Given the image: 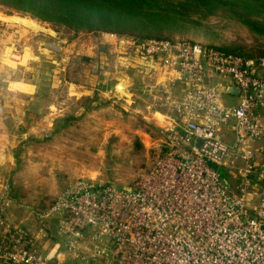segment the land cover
<instances>
[{"label":"built area","instance_id":"1","mask_svg":"<svg viewBox=\"0 0 264 264\" xmlns=\"http://www.w3.org/2000/svg\"><path fill=\"white\" fill-rule=\"evenodd\" d=\"M131 45L137 64L162 76L164 151L126 190L78 178L44 212L19 204L35 226L10 218L0 193V262L264 264V191L247 189L264 152V57L188 41ZM229 86L239 93L225 92ZM211 164L236 170L240 195Z\"/></svg>","mask_w":264,"mask_h":264},{"label":"rangeland","instance_id":"2","mask_svg":"<svg viewBox=\"0 0 264 264\" xmlns=\"http://www.w3.org/2000/svg\"><path fill=\"white\" fill-rule=\"evenodd\" d=\"M241 9L226 6L211 11L190 5L178 9V13L171 12L175 18L163 23L154 22L145 32L171 41L227 48L257 58L264 54V33L234 15L236 11L241 13ZM260 16L252 18L262 22L264 17ZM6 17L17 27L29 28L32 34H36L34 44L41 39L47 42L48 65H42L41 72L36 65L33 66V81L39 82L42 77L41 96H47L48 101L60 110L54 123L58 129L55 131L53 123L49 124L48 137L42 136L41 142L32 141L27 151L18 153L15 170L9 174L10 193H15L22 206L38 213L33 209L44 212L53 199L78 178L91 179L119 190L128 189L137 174L164 151L160 143V127L145 108L152 99L139 96L141 88L135 70L130 67L135 58L131 45L135 37L116 35L111 31L74 32L0 4V18ZM83 57L90 61H82ZM52 60L60 63V70L53 72ZM109 62L113 63L115 70L128 73L126 83L131 96H96L93 103L83 97L77 100L67 97L88 88L104 91L97 85L99 74H94L90 66L96 65L98 70L99 66H108ZM216 81L224 83L228 79L218 78ZM156 118L159 119V115L156 114ZM259 146L256 143L253 149L257 151ZM255 165V176L250 178L251 187L247 189L264 191V152L257 151ZM211 166L227 177L233 194H241L236 170ZM259 172H263L262 178H257ZM7 215L24 225H37L33 214L28 217L29 212L22 207H9Z\"/></svg>","mask_w":264,"mask_h":264},{"label":"crops","instance_id":"3","mask_svg":"<svg viewBox=\"0 0 264 264\" xmlns=\"http://www.w3.org/2000/svg\"><path fill=\"white\" fill-rule=\"evenodd\" d=\"M35 35L29 28L14 25L13 20L8 17L0 18V193L6 194L9 198L10 208L19 207L9 195L11 192L9 174L15 170L18 153L27 151L32 141L41 142L42 136L48 137L47 127L51 123L54 125L55 118L60 113V110L48 101L47 96H41L39 86L42 77L39 78V82L33 81V66L36 65L38 72H41L42 65L45 67L48 65L49 54L47 42L41 39L34 44ZM51 62L54 64L53 72L60 70L58 61ZM134 67L137 68L135 76L141 88L139 96H148L152 99V103L145 108L151 112L150 115L156 125L161 127L168 119V110L162 99L164 94L159 88L162 76L153 67L147 70L139 64H135ZM90 69L94 74H99L97 85L102 86L104 91L97 92L95 88H88L84 92L79 91L74 96L67 97L74 100L83 97L93 103L96 96L107 98L131 96L127 90L126 82L129 75L126 71L115 70L112 62H109L108 66H99L100 70L93 71L91 66ZM123 69L126 70L125 67ZM156 114L159 115V119L156 118ZM261 122L264 126V115ZM52 127L55 131L58 129L57 125Z\"/></svg>","mask_w":264,"mask_h":264},{"label":"trees","instance_id":"4","mask_svg":"<svg viewBox=\"0 0 264 264\" xmlns=\"http://www.w3.org/2000/svg\"><path fill=\"white\" fill-rule=\"evenodd\" d=\"M0 4L16 11L25 12L32 17L62 25L77 31H111L116 35H131L136 43H142L148 39L167 40L159 36L145 32L154 22H166L175 18L173 13L178 9H186L190 5H199L211 11L228 6V9L242 8L241 13L233 12L243 22H248L255 30L264 33V19L262 22L253 20V16L264 17V0H0ZM226 54H232L243 58H254L250 55L216 46H205ZM135 58L130 65L132 71L138 61V52L133 49ZM259 56L254 59L262 58ZM82 61H90L88 57ZM137 66V65H136ZM144 68L147 67L144 63ZM58 126V125H57ZM59 127V126H58ZM17 204H20L15 193L9 194ZM49 206V205H48ZM36 212H41L36 208ZM43 212V210H42ZM0 264H6L0 262Z\"/></svg>","mask_w":264,"mask_h":264},{"label":"water","instance_id":"5","mask_svg":"<svg viewBox=\"0 0 264 264\" xmlns=\"http://www.w3.org/2000/svg\"><path fill=\"white\" fill-rule=\"evenodd\" d=\"M92 70H96V65L93 66ZM225 92L237 95L239 93V90L235 86H229L225 89Z\"/></svg>","mask_w":264,"mask_h":264}]
</instances>
